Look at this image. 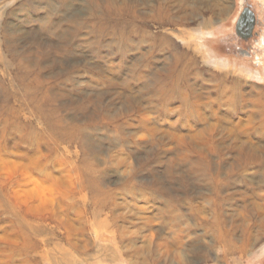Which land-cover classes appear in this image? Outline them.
Returning <instances> with one entry per match:
<instances>
[{
	"label": "rangeland",
	"instance_id": "374dc122",
	"mask_svg": "<svg viewBox=\"0 0 264 264\" xmlns=\"http://www.w3.org/2000/svg\"><path fill=\"white\" fill-rule=\"evenodd\" d=\"M98 1L102 2L100 6L86 0H0V14L4 13L0 17L1 158L39 153L42 164H54L53 159L60 158L68 164H113L103 175V179L110 181L120 179L124 172L121 164L129 161L146 164L143 177L151 178H159V171L166 167L156 164H223V167L264 164V156L259 161L245 160L236 148L223 151L227 154L215 150L207 163L193 152L195 148L191 145L187 148L193 155L159 162L157 146L159 141L168 143L167 137L157 138L155 144L136 153L144 157L137 163L132 152L136 147L127 138L132 124H148L145 111L154 109L156 118L167 119L166 104L180 105L178 101L167 103L168 99L159 96L161 86L170 83L163 69L173 53L159 51V4L162 2L164 11H171L176 18L173 25L163 28L168 29L165 31L174 46L180 52L197 48L203 54L197 71L204 80L199 79L198 84L209 87L207 81L213 75L229 72L241 80L245 92H253L252 96L257 97L264 87V0H203V5H196L200 0H150L134 11L137 18L130 17L126 10L122 14L111 13L104 0ZM179 4L185 7L183 13L177 10ZM49 8L54 18L47 17ZM245 9L255 16L252 35L247 39L237 32L238 20ZM75 11L78 17L71 16L70 12ZM189 13L182 23L180 17ZM203 21L211 23L208 30L199 26ZM94 64L107 71L114 81L107 82L96 69L92 70ZM55 71L60 77L51 78ZM194 78L190 79L191 83L195 82ZM190 94L188 99L194 102ZM239 116L228 115L234 121ZM176 118L172 116L173 120ZM203 128L199 125V129ZM219 131L220 128L215 132L219 142H228L221 139ZM251 134L255 144H259L257 147H264V136ZM240 135L245 137L242 132ZM50 147L54 153L46 149ZM217 149H220L218 145ZM174 154L166 152L165 158ZM185 167H181L183 175L178 168L170 170V176L161 186L164 192L160 199L159 191L155 195L145 192L157 210L171 207L159 215V239L151 238L152 231H144L132 217L134 204L145 202L126 192L122 193L124 198H118L120 204H128V209L124 212L123 208L115 209L114 213L122 217L125 213L126 217L111 220L110 229L115 232L119 250L128 253L124 258L141 262L149 252L169 250L183 257L187 255L194 264H264V239L244 258L231 256L237 260L233 262L226 261L217 235V230L224 233L232 229L233 239L239 243L244 222L260 218V211L264 213V166H255L254 171L259 174L256 181L246 179L242 170L230 172L223 178V184L189 174ZM186 195L208 199L210 204L202 200L192 205L182 204ZM102 238L108 237L103 234Z\"/></svg>",
	"mask_w": 264,
	"mask_h": 264
},
{
	"label": "bare ground",
	"instance_id": "6f19581e",
	"mask_svg": "<svg viewBox=\"0 0 264 264\" xmlns=\"http://www.w3.org/2000/svg\"><path fill=\"white\" fill-rule=\"evenodd\" d=\"M86 1L97 2L98 6L102 3L98 0ZM149 1L104 0L109 12L122 14L126 10L132 18L136 17L134 11L147 5ZM198 3L203 5V0L196 1V5ZM160 4L159 13L157 12L159 29H161L159 51L171 50L173 53L170 63L163 69L164 76L170 80V83L161 86L159 96L168 99L167 103L178 101L180 105L172 107L166 104L165 112L169 116L167 119L156 118L153 113L154 109L147 110L145 114L146 120H150L148 124L145 125V122H142L141 125L132 124L128 128V143L136 147V150L132 151L137 159L136 162L141 163L142 158L144 159L143 155L136 153L155 144L157 138L161 140L162 137H167L168 143L159 141V146H157L160 152L159 162L162 159L170 162L173 157L191 156L195 150L208 163L215 150L223 152L233 151L235 148L241 152L245 160H262L264 147H257L259 144H255L251 132H256L260 137L264 136V87H261L262 92L257 97L252 96L253 92H245L241 80L229 72L213 75L212 80L207 81V84H210L209 87L198 84L199 79L204 80L203 74L197 71L200 69L198 65L203 54L197 48L188 49L190 52H180L179 48L174 46L175 44L168 36V29L163 30V28L173 25L176 18L171 11H164ZM178 8L177 10L183 13L185 9L183 4H179ZM47 11L49 13L47 17L54 18V12L51 13L50 8ZM70 13L71 16H79L76 11L74 14ZM88 13H90L89 10ZM3 15L4 13L0 14V17ZM188 15L190 13L180 17L182 23L188 19ZM153 17L155 19L154 15ZM243 25L241 32L247 34V26ZM199 26L208 30L211 23L203 21ZM199 30L197 31L200 32ZM97 68L94 64L92 70L96 69L107 82L114 81L108 77L107 71ZM59 75L60 73L55 71L51 78H58ZM193 76L195 82L191 83L190 79ZM189 94L193 96L194 102L189 101ZM51 96L53 98V95ZM233 113L240 115L237 121L228 117ZM172 116H177V118L173 120ZM199 125L205 129H199ZM219 128L218 135L228 142H223L221 139L219 142L217 139L215 132ZM183 129L186 131L185 134ZM240 132L244 134V138L241 137ZM188 145L195 148L193 152L187 148ZM217 145L220 149H217ZM45 147L42 148L45 149ZM46 149L49 153H54L52 147ZM171 151L175 154L166 159L165 153ZM53 160L54 164H42L39 153L16 154V156L5 159L0 157V264H103V262L110 264H194V261L187 255L183 257L177 251L169 250L164 253L159 250L149 252L147 259L141 262L125 259L124 256L128 253L119 250L115 232L110 229L111 220L115 222V217L119 216L120 219L126 217L125 213L123 217L121 214L114 213L115 209L123 208V212L128 209V204H120L118 198H124L122 193L126 192L132 197H139L140 202H145L143 205L134 204L135 215L132 217L137 224L143 226L144 231H152L151 238L159 239L161 238L159 215L161 212L170 210L171 207L167 210H157L145 192L150 191V194L155 195L159 191L160 199L163 191L161 186L165 178L170 176V170L178 168L180 174L183 175L185 172L181 167L186 166L185 170L189 174L221 184L224 181L223 178L230 172L236 173L242 170L246 172L244 174L246 179L256 181L258 178L256 176L259 174L254 171L255 166H264V164H227L225 167L223 164H156V167L164 165L166 167L164 171H159V178H151L143 177L142 172L146 164H133L129 161L128 164H121L124 172L122 176L120 175V179L110 181L107 178L103 179V175L113 164H68L64 158ZM163 173L166 174L162 175ZM251 190L256 192L255 188ZM199 200L210 204V200L192 195H186L181 202L192 205ZM146 202L147 204L150 202L149 206ZM256 208L260 209L257 206ZM111 209L112 212H108ZM260 213V218L244 222L246 225L238 237L239 243L234 241L232 229L224 233L217 230L218 240L221 242L220 249L224 252L226 261L237 262L236 259L230 258L233 255L244 258L264 239V213L262 211ZM124 233L122 237H125ZM103 234L108 238L103 239ZM87 235H90V238H87Z\"/></svg>",
	"mask_w": 264,
	"mask_h": 264
},
{
	"label": "water",
	"instance_id": "95a60500",
	"mask_svg": "<svg viewBox=\"0 0 264 264\" xmlns=\"http://www.w3.org/2000/svg\"><path fill=\"white\" fill-rule=\"evenodd\" d=\"M254 23H255V16L253 12H251L249 9H245L240 16L239 23H237V32L241 37L245 39H247V37L249 38L252 35ZM243 24L247 26V31H248L247 34L241 32V27L244 26Z\"/></svg>",
	"mask_w": 264,
	"mask_h": 264
},
{
	"label": "flooded vegetation",
	"instance_id": "af4514ba",
	"mask_svg": "<svg viewBox=\"0 0 264 264\" xmlns=\"http://www.w3.org/2000/svg\"><path fill=\"white\" fill-rule=\"evenodd\" d=\"M243 38V37H242Z\"/></svg>",
	"mask_w": 264,
	"mask_h": 264
}]
</instances>
